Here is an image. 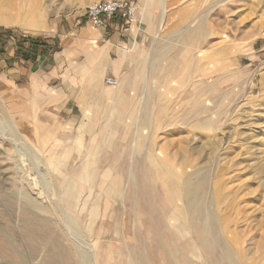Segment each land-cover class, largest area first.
Wrapping results in <instances>:
<instances>
[{
    "label": "rangeland",
    "instance_id": "374dc122",
    "mask_svg": "<svg viewBox=\"0 0 264 264\" xmlns=\"http://www.w3.org/2000/svg\"><path fill=\"white\" fill-rule=\"evenodd\" d=\"M157 13L148 79L107 87L115 109L28 112L0 85V264H264V0Z\"/></svg>",
    "mask_w": 264,
    "mask_h": 264
},
{
    "label": "crops",
    "instance_id": "0c3cea01",
    "mask_svg": "<svg viewBox=\"0 0 264 264\" xmlns=\"http://www.w3.org/2000/svg\"><path fill=\"white\" fill-rule=\"evenodd\" d=\"M8 1L1 0L0 26L11 29L0 30V85L12 90L10 96L26 95L28 112L71 115L75 107L86 112L92 110L90 97L97 98L94 110L101 111L107 87L120 86L121 95L135 96L131 81L148 79L143 64L148 39L157 32L162 0H132L138 9L135 22L116 18L101 28L90 25L87 9L78 14L33 0ZM27 38L40 42L35 56L24 55ZM109 76L118 83L108 84Z\"/></svg>",
    "mask_w": 264,
    "mask_h": 264
},
{
    "label": "built area",
    "instance_id": "2783aa9c",
    "mask_svg": "<svg viewBox=\"0 0 264 264\" xmlns=\"http://www.w3.org/2000/svg\"><path fill=\"white\" fill-rule=\"evenodd\" d=\"M138 9L132 0H97L87 7V18L94 28L108 26L115 18H121L128 23L135 22L138 18ZM106 82L116 85L118 82L112 77Z\"/></svg>",
    "mask_w": 264,
    "mask_h": 264
},
{
    "label": "trees",
    "instance_id": "16d2710c",
    "mask_svg": "<svg viewBox=\"0 0 264 264\" xmlns=\"http://www.w3.org/2000/svg\"><path fill=\"white\" fill-rule=\"evenodd\" d=\"M9 32V30H8ZM26 42L29 44V52H27L26 54H24L25 56H35L37 53V48L40 45V42L38 40H33L31 38H27Z\"/></svg>",
    "mask_w": 264,
    "mask_h": 264
},
{
    "label": "bare ground",
    "instance_id": "6f19581e",
    "mask_svg": "<svg viewBox=\"0 0 264 264\" xmlns=\"http://www.w3.org/2000/svg\"><path fill=\"white\" fill-rule=\"evenodd\" d=\"M113 78V77H112ZM203 185V184H202ZM194 188H195V186H193ZM192 187V188H193ZM190 193L189 194H191V195H193L194 194V191H193V189H191L190 191H189ZM196 193V192H195ZM197 201H199V200H197V199H194V198H192V203L193 204H195V206H196V202ZM191 204V203H190ZM201 212L203 213V206L201 205ZM188 211V210H187ZM201 213V214H202ZM202 244L205 246V248L206 247H208L210 250L212 249V247H211V245H213V244H211L210 242V239L208 238V236H207V234L204 232V235H203V237H202ZM210 241V242H209ZM214 247V246H213ZM208 250V249H207Z\"/></svg>",
    "mask_w": 264,
    "mask_h": 264
}]
</instances>
